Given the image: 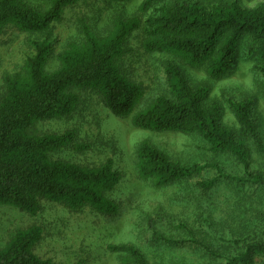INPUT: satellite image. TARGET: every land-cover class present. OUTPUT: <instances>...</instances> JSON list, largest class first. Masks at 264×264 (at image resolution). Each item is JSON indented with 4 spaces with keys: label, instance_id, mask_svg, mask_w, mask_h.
Wrapping results in <instances>:
<instances>
[{
    "label": "trees",
    "instance_id": "trees-1",
    "mask_svg": "<svg viewBox=\"0 0 264 264\" xmlns=\"http://www.w3.org/2000/svg\"><path fill=\"white\" fill-rule=\"evenodd\" d=\"M83 1L49 0V8L43 11L27 0H0V36L13 28L40 37L27 41L30 56L20 73L4 78L0 91V206L15 207L31 216H37L44 203L63 205L72 211L90 208L105 217L119 213V204L110 195L122 176L112 161L99 167L64 161L56 156L89 149L77 141V132L36 133L39 124L72 117L85 91L99 95L115 117L133 116L132 125L137 130L200 136L213 154L234 159L242 171V176H225L219 165H182L143 143L137 167L142 180L154 178L157 188H165L213 169L218 177L199 183L202 190L213 189L224 178L264 196V171L253 167L255 154L264 162V130L255 98L226 100L237 122L236 128L227 127L222 121L223 104L211 101V88L193 85L177 62L193 69L205 68L215 80L232 74L243 41L257 42L264 37V2L246 8L237 1L142 0L139 13L147 15L146 20L115 18L106 35L97 34L85 17H80V39L58 57V69L48 72L56 44L53 26L63 20L69 8ZM102 1L128 4L136 0ZM139 30L146 54H167L175 59L163 69L168 93L134 114L145 91L123 74L121 61L129 37ZM257 73L264 89V65L257 67ZM250 221L252 233L232 242L240 253L230 255L224 264L264 262V238L257 234L264 223L263 213L256 212ZM148 223L155 244H191L219 258L213 245L197 239L191 230L188 240H175L161 234L153 217ZM179 229L186 231L182 225ZM43 237L40 226L17 231L0 250V264H59L35 253ZM110 251L124 255L122 264H151L147 255L133 246H112Z\"/></svg>",
    "mask_w": 264,
    "mask_h": 264
},
{
    "label": "rangeland",
    "instance_id": "rangeland-1",
    "mask_svg": "<svg viewBox=\"0 0 264 264\" xmlns=\"http://www.w3.org/2000/svg\"><path fill=\"white\" fill-rule=\"evenodd\" d=\"M237 1L246 8H255L264 0H216ZM34 8L46 11L49 0H27ZM142 0L128 4L106 3L102 0H84L79 6L69 8L64 18L53 26L52 39L56 42L47 71L59 67L58 57L69 44L80 39L78 19L85 17L94 31L106 35L115 18L143 17L139 6ZM28 36L16 29H8L0 36V91L7 75L21 72L31 51ZM143 33L134 32L126 44V55L121 61L123 74L142 85L145 96L137 113L145 109L156 97L167 92L163 69L173 61L167 54H146L142 49ZM187 78L195 86L211 88V101L223 104V124L236 128L237 122L229 111L226 100L253 97L264 130V89L257 67L264 65V37L257 42L244 40L239 48L235 71L225 78H210L205 68L193 69L177 61ZM82 103L70 118L51 120L36 126V133L63 134L77 132V141L89 146L84 152L65 151L56 157L84 167H99L108 160L121 173L122 180L110 195L120 210L115 217H105L90 208L72 211L63 205L44 203L37 216H31L15 207L0 206V250L20 230L40 226L43 240L35 253L44 260L61 264H122L123 254L110 251L112 246H133L145 253L151 264H224L230 255L240 253L232 244L252 233L251 219L260 211L264 219V196L253 193L248 187L221 181L211 190L204 191L199 183L218 177L209 169L194 179L157 188L155 179L142 180L138 174L139 149L149 143L163 151L172 161L182 165L215 164L225 176H242L234 159L213 154L206 142L198 135L178 132L156 133L137 130L132 117L119 119L105 106L96 93H81ZM254 169L264 171V162L255 154ZM156 220L161 234L175 240H188V230L195 237L213 245L219 258H212L191 244L167 246L152 242L148 218ZM185 226L186 231L178 226ZM264 238V223L257 234ZM231 241V242H230ZM258 264H264L259 261Z\"/></svg>",
    "mask_w": 264,
    "mask_h": 264
}]
</instances>
